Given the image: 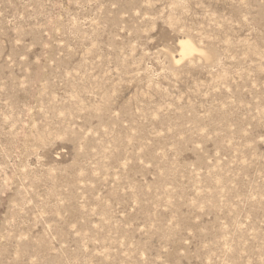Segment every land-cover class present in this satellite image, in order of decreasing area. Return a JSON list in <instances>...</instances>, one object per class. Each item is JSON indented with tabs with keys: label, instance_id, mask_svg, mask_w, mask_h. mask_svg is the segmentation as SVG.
I'll return each mask as SVG.
<instances>
[{
	"label": "rangeland",
	"instance_id": "374dc122",
	"mask_svg": "<svg viewBox=\"0 0 264 264\" xmlns=\"http://www.w3.org/2000/svg\"><path fill=\"white\" fill-rule=\"evenodd\" d=\"M0 264H264V0H0Z\"/></svg>",
	"mask_w": 264,
	"mask_h": 264
},
{
	"label": "bare ground",
	"instance_id": "6f19581e",
	"mask_svg": "<svg viewBox=\"0 0 264 264\" xmlns=\"http://www.w3.org/2000/svg\"><path fill=\"white\" fill-rule=\"evenodd\" d=\"M195 50H196V48H195V46H193L191 44V42H189V41H182V42H180V51H181V55L182 56L191 54Z\"/></svg>",
	"mask_w": 264,
	"mask_h": 264
}]
</instances>
